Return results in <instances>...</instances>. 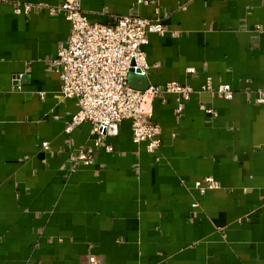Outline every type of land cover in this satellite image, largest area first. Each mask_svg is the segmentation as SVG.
Here are the masks:
<instances>
[{
  "label": "crops",
  "instance_id": "obj_1",
  "mask_svg": "<svg viewBox=\"0 0 264 264\" xmlns=\"http://www.w3.org/2000/svg\"><path fill=\"white\" fill-rule=\"evenodd\" d=\"M137 1L81 9L91 24L162 20L165 34L144 47L148 84L194 93L181 115L174 95L152 101L154 154L133 142L129 121L99 146L89 123L66 134L78 105L62 98L51 63L71 29L45 9L62 0H0V264H264V0ZM18 4L35 7L18 14ZM208 78L233 99L200 93ZM84 147L93 165L70 168ZM207 177L220 189L200 196Z\"/></svg>",
  "mask_w": 264,
  "mask_h": 264
},
{
  "label": "built area",
  "instance_id": "obj_2",
  "mask_svg": "<svg viewBox=\"0 0 264 264\" xmlns=\"http://www.w3.org/2000/svg\"><path fill=\"white\" fill-rule=\"evenodd\" d=\"M137 4L144 5L147 1L138 0ZM34 7L18 4L15 11L28 15ZM36 8L44 7L39 5ZM45 9L49 15L62 14L71 29L68 40L59 46L51 63L61 81L62 98L75 100L78 105V111L71 117L65 133L70 134L78 126L89 123L91 134L95 136V146H99L109 126L129 121L133 142L143 144L148 153H156L161 146V127L149 118L152 101L174 95L175 113L181 115L184 103L194 93L189 85L177 82L161 87L149 86L145 91H137L130 86V73L143 77L149 74L151 66L144 47L148 44L149 35L162 37L165 34L162 20L131 14L115 17L112 24H91L81 9V0H62L61 5ZM186 73L193 76L196 71L188 68ZM200 93L226 101H231L234 95L229 85L214 87L209 78L200 88ZM258 95L257 103L264 104V92L260 91ZM199 108L212 119L218 116L213 108L206 105L201 104ZM48 146V143H42V148L48 149ZM105 151L112 153L113 148L105 145ZM69 161L70 168L93 165V149L84 147L70 156ZM194 187L200 196L209 190L220 189L219 183L212 177L197 181ZM88 264L100 263L90 256Z\"/></svg>",
  "mask_w": 264,
  "mask_h": 264
},
{
  "label": "water",
  "instance_id": "obj_3",
  "mask_svg": "<svg viewBox=\"0 0 264 264\" xmlns=\"http://www.w3.org/2000/svg\"><path fill=\"white\" fill-rule=\"evenodd\" d=\"M128 81L131 88L137 91H145L149 87L146 77L139 76L133 73H130Z\"/></svg>",
  "mask_w": 264,
  "mask_h": 264
}]
</instances>
